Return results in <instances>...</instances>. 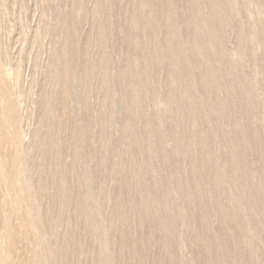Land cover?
I'll use <instances>...</instances> for the list:
<instances>
[{"label":"rangeland","instance_id":"obj_1","mask_svg":"<svg viewBox=\"0 0 264 264\" xmlns=\"http://www.w3.org/2000/svg\"><path fill=\"white\" fill-rule=\"evenodd\" d=\"M0 264H264V0H0Z\"/></svg>","mask_w":264,"mask_h":264}]
</instances>
